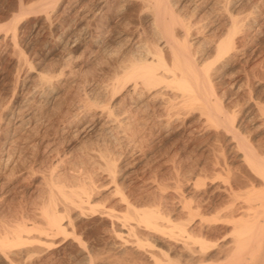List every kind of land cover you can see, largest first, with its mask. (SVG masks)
<instances>
[{
	"label": "rangeland",
	"instance_id": "rangeland-1",
	"mask_svg": "<svg viewBox=\"0 0 264 264\" xmlns=\"http://www.w3.org/2000/svg\"><path fill=\"white\" fill-rule=\"evenodd\" d=\"M38 1L40 0H0V238H2V232L9 229L10 226L16 228L25 223V227L29 226L30 231L33 228L30 234L35 236L37 231L35 233L34 231L37 229L34 227L41 228L42 225L41 230L44 226L46 228L47 222L43 223L42 221V219H45L44 222L46 221V213L43 215L45 208L48 209L46 212H55V214L64 212L59 215L63 218V222L60 220L61 218L58 220V215L56 217L61 223V229L66 228V230H63L65 233L59 231L58 235L57 233L51 234L55 236L51 240H49V234L46 235L43 232L45 229L42 232L38 231L42 234L41 236L40 233L37 234L38 237L40 236L39 238H33L30 237V234L27 235L25 232V235L21 232L22 236L39 239V242L46 237L44 239L46 241L43 240L44 244L40 245L39 243L37 246V242H34L36 240H33V245L36 246H29L32 240L26 238L28 245L21 236V240L28 247L24 246L30 251L24 249L23 243L20 245L18 241L20 246L18 245L19 248L16 250L19 252L15 250L16 243H14L16 245L12 246V243L10 245L14 247H11L13 251L7 245L8 243H6V247L5 244L0 245V264H150L152 263L150 254H157L153 248L152 239L159 235L155 234L154 230L152 233V229L144 227L146 224L137 220L140 217L132 209L133 207L145 208L146 206L148 209H158L157 212L161 214V216L159 215L161 218L167 213L165 217H169L167 219L172 222L185 223L184 220H188L187 216L185 217L187 209L183 206L188 204L189 208L195 210L197 205L201 204L198 208L202 209V212H199L203 214L201 215L204 219L211 221L216 215V218L222 215L223 210L218 209L220 213L218 215V211L215 209L222 208L224 205L226 207L229 203V196L226 194L229 192L230 185L232 190L236 187L238 189L242 185L243 188L235 189L236 194L238 191H240L238 194H246V191L248 192L249 188L253 186L254 193L258 189H262L263 180L262 183L256 182L262 178H259L258 174L252 173V168L250 169L249 165H246V161L244 166V159L243 161L240 159L238 154L242 151H237L240 150L235 144L237 140L230 138L231 134L228 129L219 121L218 123L213 122L215 127L213 125L214 128H212V123L208 121L209 118L200 104L182 107L189 108L190 110H187L191 111V114H188L186 109L185 113L183 111L182 117L185 114L189 115L184 116V121L180 113L182 108L177 110V114L179 111L180 115V117H178L179 115L176 117L177 119L174 118L177 114H174L173 118H171L172 114L169 117H161L164 114L154 109L155 114L160 115L158 121L161 120L157 122L156 119H153L154 123V121L146 122L144 114L142 116L140 113L135 112V114L132 109L127 107L129 101L123 90H117L116 93L108 92L109 95L111 94V98L105 97L108 96V93L100 100L97 97L94 99L96 95L92 96L93 92L100 91L109 84L113 77L112 73L119 68L116 57L106 56L108 50L117 46L113 36L118 33H126L139 37L143 35V38L147 35V38L150 37L147 21L149 15L152 14V11H148L152 10L151 0H145L149 6L145 1L140 2V0L139 2L138 0H130L131 2L129 0H49L43 5H38ZM144 2L148 9L142 6V3L145 5ZM228 2L226 3V0H171L169 4L171 3L170 6L179 4L174 5L173 8L178 6L177 15L181 14V19L185 16V19H182L184 23L186 20L190 23L189 19L195 22L199 20V16L201 17L197 21V26L198 28L202 27L204 32L199 28L198 34L192 37L194 40L204 38L210 40L215 27H219L217 28L220 29L218 33L225 32L224 29L226 30L228 22L224 10L227 8L229 14H234V18L238 21L241 20L240 18L244 19L249 13L248 11L252 14L246 16L249 20H242V22L244 21L243 28H240L242 31L240 30L241 33L239 31L240 34L237 33L238 36L234 37L236 51L235 54L233 53V57H230L229 66L221 69L223 71H218L216 77L214 76L217 79L213 78V93L217 96L216 99L222 111L225 110L228 117L235 116L231 119H234L235 127L239 126V128L236 127L239 138L253 150L252 152L264 157V115H260L264 113L262 111L264 110V0H228ZM219 3L224 5L225 9L221 8ZM98 5L102 6L98 7ZM50 12L51 14H49ZM210 14L217 16V23H213L214 25L207 23L206 16L208 18ZM19 16L22 18L18 21ZM44 18L47 20L50 18L48 23ZM43 19L44 21H42ZM38 25H42L41 28ZM211 26H213V30ZM209 29L212 31L209 32ZM74 35H76L75 38ZM101 35L103 36L101 37ZM96 36L101 39L99 42H96L98 39ZM89 44L91 45L89 46ZM112 67L117 69L114 70ZM44 81L51 82L49 85L53 92L52 99H44L42 96V91L45 90ZM38 87L42 90L40 91ZM101 100L105 102L103 101V103ZM197 105L200 112L195 111ZM105 106L110 108L112 106V113L117 114L115 120L120 122L119 125L116 121L113 128H121H117L116 131L113 128L111 131L102 130L103 132L99 133L94 129L96 122L93 121H95L98 111L105 109ZM193 107L195 112L192 110ZM257 107L260 108L261 113ZM126 108L129 109L126 111ZM124 114L127 116L124 117ZM92 115L93 120L91 119ZM166 118L169 122H166ZM154 125L158 126L155 128ZM126 127L127 129H125ZM232 140H234L233 143ZM232 144L236 150L233 149ZM110 162L115 166L109 164L112 166L109 167L107 163ZM246 166L248 167L246 168ZM113 167L114 169H112ZM111 169L115 172L112 173ZM249 169L251 173H248L250 175L248 177L246 173L250 172ZM106 171H110L112 174ZM225 172L227 174H224ZM243 174L245 175L243 176ZM251 174L253 175L251 176ZM226 176L231 177L226 178ZM239 181L242 183L240 184ZM248 181L251 182L250 187ZM253 181L256 184L260 183V188L258 184V186L255 183L252 184ZM245 183L249 187L246 191H244L246 186L243 185ZM58 191L63 192L60 194ZM117 191L122 197L116 194ZM62 194L68 196L67 198H72V204L82 202L87 195L88 199L90 198V203L84 206H81L82 203H78L77 207L80 206L82 210L80 208L79 210L76 208V210L74 209L76 204L69 206L68 203L72 200L69 198L70 202H67V198ZM76 195L83 198L82 201L76 200ZM118 196H120L119 199H117ZM123 197L125 198L123 199ZM120 199H123L124 204ZM86 200L83 202L86 203ZM64 201L67 202L69 209ZM126 203L132 206V210H130V206L126 207ZM220 204L223 206H219ZM54 205L55 207H53ZM154 206L159 208H153ZM181 207L185 210H181ZM77 212L81 216H77ZM163 212L166 213L162 215ZM126 216L127 218H125ZM112 217H115L114 220ZM116 219L122 221L119 220V222ZM123 219L131 224L132 228L125 230L130 225L125 226L127 223ZM17 221L23 223L18 224ZM140 221L142 220L140 219ZM210 223L209 227L212 224H214L213 227H217V230L212 231L211 238L213 239L210 238L211 241H215L217 237L219 238L229 231V225ZM122 224L125 227L121 226ZM6 225L9 228H6ZM134 225L138 227L135 228ZM30 226L34 227L30 228ZM221 227L222 229H220ZM13 228L9 230L13 231ZM130 229L131 232H129ZM216 231L218 232L216 233ZM215 233L217 237L213 235ZM8 236L9 238L6 237L11 241L10 234ZM12 236L14 237V235ZM13 239L15 240V238ZM47 241L50 243L47 244ZM163 242L167 246L175 248L173 243L166 240ZM166 245L162 246L166 247ZM4 247L9 250L6 251ZM150 251L152 252L148 254ZM20 253L22 254L20 255Z\"/></svg>",
	"mask_w": 264,
	"mask_h": 264
},
{
	"label": "bare ground",
	"instance_id": "bare-ground-1",
	"mask_svg": "<svg viewBox=\"0 0 264 264\" xmlns=\"http://www.w3.org/2000/svg\"><path fill=\"white\" fill-rule=\"evenodd\" d=\"M47 1L49 0H40L37 2L38 5H43L44 3H46ZM59 1V0H58ZM99 1V0H98ZM97 1V2H98ZM130 1V0H129ZM132 1V0H131ZM130 1V2H131ZM141 1H145V0H140ZM147 1V0H146ZM145 1V2H146ZM152 1V10H148V11H152L148 17V28H149V34H150V37H145L143 38L144 36L142 35L141 37L139 36H134V35H130V34H123V33H118L116 36H113L114 38V41H116V47L114 49H110V51L108 50V52L106 53L105 51V48H104V53H106L105 55L106 56H109L110 57H116L117 59V62H118V66L119 68L117 69L116 67H112L114 70L115 68L117 69L116 71H114L113 74V77L111 79V81L109 82L108 85H105L104 86V89L100 90V91H97V92H93L92 96H95L94 99L99 98L102 99V97H104L108 92H112V93H116L117 90H123L129 101V107L130 109H132L134 111V113H140L141 116L142 114L145 115V121L146 122H150V121H154L153 119H156L155 121L159 122L161 120L158 121L159 119V114H155V110L154 109H157L159 110L160 113L164 114L163 116L161 117H169L171 116V118H173L174 114H177V110H179V108L181 109L182 107L184 106H193L195 104H200L202 110L205 112L207 118H209V122L212 123V128L215 127V123L213 122H216L218 123L221 122L223 124L224 127H226L229 131V133L231 134L230 138L232 139H235L237 140V143L236 146H238L237 148L240 149V150H237V151H242V153L238 154L240 159H244L243 163L245 162L246 165H249V168L251 169L252 168V173L254 172V174H258L260 177L259 178H262L261 180L258 179L259 181H256V182H260L262 183L263 185H261V190L254 188L256 189L255 191L257 192H253V187H250V184L251 182L249 183V187H247L248 185L243 184L244 186H246V189H244V191L248 190L247 188H249L250 190L247 192L246 191V194H243V193H240L238 194V191L237 194L235 193L236 190H239V188H243L242 185L236 189L235 188L234 190H232L231 188V185L229 186V192L226 194L227 196H229V203L227 204V206L225 207H222V208H217L215 210L218 211V215H220L219 213V210H223V212L221 213L222 215L219 216L218 218L217 215L214 219H212L211 221H207L206 218L204 219L203 218V214L200 213L202 212V209L200 210L199 206L201 205H197V207L193 208V210L191 208H189L188 204H186L187 206H183V208H186L187 209V212L185 213V217L188 218L184 220L185 223H180L178 221H175V222H172L171 220L167 219L169 217H165L166 214L163 212L162 215L163 218H161V214H159L157 212L156 209H148L143 207H133L132 209L137 212L136 214L138 215V217H140V219L142 221H140V219L136 218L137 220H139V222L141 223H144L146 225H144V227L146 228H150V230L152 229V233H153V230L155 232V234L157 233L159 235V237H156L154 239H152V236H151V239L153 240V248L157 251V254H150L152 251L148 252V254L152 255V263L150 264H264V157H260L258 156L257 154H255L254 152H252L253 150L250 149V147H248L245 142L243 140H241L239 138V134L237 132V126L235 127L234 126V119H231V117H228L226 115V113L224 111H222V108L220 107L216 97L213 93V78L214 76L216 77V74L219 73L221 69L229 66V60H230V57H233V53L236 51V46H235V41H234V37L235 35L240 34L241 33V29L240 28H243L242 26L244 25V21L242 22V20L244 19H248L246 18V16H250V11H248L249 13L246 14V16L244 17V19L240 18L241 20L238 21L234 18V14L233 17L231 14H229V11H228V8L227 10L225 9L224 5H221L219 3V5H221L225 12V17L227 18V27L226 30L224 29L225 32L223 33H218V30L217 28L219 27H215V29L212 27V30L214 31L211 35V39L208 40H205L202 39V40H194V38H192L193 36L195 37V35L198 34V31H200V29L202 30V27L197 26L198 22L200 20V16H199V20L195 21V22H192V20L189 19V21H191L190 23L187 21H185V23L183 22V18L185 19V16L182 17V19L180 18V15L181 14H178L177 15V7L176 9L174 10L173 6L174 5H179V4H172L173 6H170V3L169 4V1L171 0H151ZM204 1V0H202ZM221 1V0H219ZM125 2V1H124ZM128 2V1H127ZM135 2V1H134ZM139 2V0H138ZM144 2V4H145ZM208 2V1H207ZM216 3V1H213ZM228 2V0H226V3ZM36 3V2H35ZM100 3V2H99ZM151 3V2H150ZM176 3V2H175ZM209 3V2H208ZM222 3H224L222 1ZM229 3V2H228ZM36 4V5H37ZM53 4V3H52ZM126 4V2H125ZM131 4V3H130ZM139 4V3H138ZM146 4L148 5V3L146 2ZM146 4L143 5L142 3V6L145 8L146 7ZM214 4V3H213ZM218 4V3H216ZM35 5V4H33ZM56 5V4H55ZM182 5V4H181ZM184 5V4H183ZM212 5V4H211ZM210 5V7H211ZM229 6V4H226V6ZM21 6V5H20ZM32 6V5H31ZM99 6H102V5H98ZM140 6V5H139ZM149 6V5H148ZM185 6V5H184ZM182 6V7H184ZM213 6V5H212ZM215 6V5H214ZM33 7V6H32ZM42 7V6H41ZM181 7V6H180ZM26 8V7H25ZM31 8V7H30ZM137 8V7H136ZM148 9V7H146ZM151 8V7H150ZM212 8V7H211ZM218 8V7H217ZM95 9V8H94ZM98 9V8H97ZM96 9V10H97ZM195 9V8H194ZM208 9V8H207ZM210 9V8H209ZM233 9V8H232ZM95 10V11H96ZM100 10V9H99ZM133 10V9H132ZM140 10V9H139ZM142 10V9H141ZM140 10V11H141ZM211 11H213L212 9H210ZM231 10V9H230ZM251 10V9H250ZM29 11V10H28ZM27 11V12H28ZM53 11V10H52ZM98 11V10H97ZM145 11V10H144ZM142 11V12H144ZM210 11V12H211ZM214 11H215V7H214ZM213 11V12H214ZM223 11V10H222ZM22 12V11H21ZM25 12V11H24ZM31 12H33L31 10ZM219 12V11H218ZM232 12V10H231ZM30 13V12H29ZM28 13V14H29ZM97 13V12H96ZM182 13V12H181ZM216 13V11H215ZM32 14V13H31ZM34 14V13H33ZM51 14V12L49 13ZM48 14V15H49ZM209 14V12H208ZM206 14V15H208ZM212 14V13H211ZM207 18L206 16V19H207V23H212V25H214L213 23H217V16L215 15H212ZM218 14V13H217ZM42 15V14H41ZM47 15V16H48ZM146 15V14H145ZM252 15V14H251ZM27 16V15H26ZM202 16V15H201ZM205 16V15H204ZM254 16V15H253ZM44 17V16H43ZM49 17V16H48ZM238 17V16H236ZM252 17V16H251ZM16 18V16H15ZM14 18V19H15ZM22 17L19 16V18L17 19L18 21L21 19ZM38 18V17H37ZM46 18V17H45ZM44 18V19H45ZM140 18V17H139ZM190 18V17H189ZM256 18V17H255ZM35 19V18H34ZM44 19L42 21H44ZM147 19V18H146ZM195 19V18H194ZM205 20V18H203ZM202 19V20H203ZM47 20V19H45ZM50 20V18L48 19ZM48 20H47V23H48ZM249 20V19H248ZM36 21V20H35ZM38 21V20H37ZM41 21V20H40ZM194 21V20H193ZM142 22V21H141ZM197 22V23H196ZM40 23V22H39ZM146 23V22H145ZM37 24V23H36ZM42 24V22H41ZM139 24V23H138ZM208 24V26H209ZM222 24H225V23H222ZM43 25H46V24H43ZM136 25V24H135ZM145 25V26H147ZM211 25V24H210ZM4 26V25H3ZM39 26V25H38ZM42 26V25H41ZM41 26H39V28H41ZM141 26V24H140ZM202 26V25H201ZM207 26V28H208ZM223 26H226V25H223ZM246 26V25H245ZM34 27V26H33ZM70 27V26H69ZM121 27V26H119ZM136 27V26H135ZM139 28V26H137ZM143 27V26H142ZM206 27V26H205ZM36 28V27H35ZM38 28V29H39ZM115 28V27H114ZM113 28V29H114ZM124 28V26H123ZM127 28V27H126ZM129 28V27H128ZM224 28V27H223ZM246 28V27H245ZM122 29V28H121ZM132 29V28H131ZM42 30V29H41ZM118 30V29H117ZM128 30V29H127ZM141 30V29H140ZM146 30V29H145ZM210 30V29H209ZM212 30H210L209 32H211ZM222 30V29H221ZM241 30V31H240ZM14 31H15V28H14ZM116 31V30H115ZM126 31V30H124ZM142 31H144L142 29ZM141 31V32H142ZM148 31V30H147ZM204 32V30H202ZM201 31V32H202ZM206 31V30H205ZM208 31V30H207ZM240 31V33H239ZM102 32V30H101ZM127 32V31H126ZM131 32V31H130ZM220 32V31H219ZM63 33V32H62ZM100 33V32H99ZM114 33V31H113ZM138 33V32H137ZM136 33V34H137ZM146 33V32H145ZM207 33V32H206ZM89 34V33H88ZM101 34V33H100ZM135 34V33H134ZM211 34V33H210ZM5 35V34H4ZM78 36L80 34H77ZM114 35V34H113ZM141 35V33H140ZM146 35V34H145ZM200 35V33H199ZM198 35V36H199ZM6 36V35H5ZM76 35H74V38H75ZM81 36V35H80ZM88 36V35H86ZM92 36V35H91ZM103 35H101L102 37ZM197 36V38H198ZM238 36V35H237ZM89 37V36H88ZM94 37V36H92ZM97 37V36H96ZM95 37V38H96ZM202 37V36H201ZM204 37V36H203ZM80 38V37H79ZM79 38H77V40H79ZM90 38V37H89ZM98 39H96V42H99L101 39L99 37H97ZM112 38V37H111ZM112 38V39H113ZM60 39V38H59ZM86 39V37H85ZM103 39V38H102ZM116 39V40H115ZM71 40V39H70ZM74 40V39H73ZM88 40V39H87ZM90 40V39H89ZM88 40V41H89ZM75 41V40H74ZM73 41V43H74ZM85 41V40H84ZM79 42V41H78ZM86 42V41H85ZM84 42V43H85ZM115 43V42H114ZM113 43V44H114ZM80 44V42H79ZM86 44V43H85ZM92 44V43H91ZM89 44V46L91 45ZM65 45V44H64ZM77 45V44H76ZM69 46V45H68ZM101 46V44H100ZM71 47V46H69ZM95 47V46H94ZM97 47V46H96ZM99 47V46H98ZM75 48V47H73ZM101 49V48H100ZM98 50V49H97ZM102 51V53H103ZM238 51V50H237ZM238 53V52H237ZM235 54V53H234ZM104 55V56H105ZM103 56V54H102ZM235 56V55H234ZM20 58V57H19ZM70 58V57H69ZM114 58V60H116ZM232 60V59H231ZM15 61V60H14ZM19 62V61H18ZM69 62V61H68ZM115 62V61H114ZM16 63V62H15ZM116 65V66H117ZM63 66V65H62ZM61 66V67H62ZM65 69V67H64ZM111 69V67H110ZM219 71V72H218ZM223 71V70H221ZM113 72V71H112ZM60 73V72H59ZM59 75V74H58ZM41 76V75H40ZM45 76V75H44ZM52 76V75H51ZM60 76V75H59ZM218 76V75H217ZM46 77V76H45ZM55 77V76H54ZM61 77V76H60ZM59 77V78H60ZM44 78V77H43ZM52 78V77H51ZM49 79V78H48ZM48 79L47 82H48ZM214 79H217V78H214ZM45 80V79H44ZM42 82V80H40ZM59 81V80H57ZM40 82V83H41ZM44 81V84L43 86L45 87V90L42 91V96L44 99H47V98H51L53 92L51 87H50V81L49 83H47ZM215 82V80H214ZM217 83V82H216ZM57 84V83H55ZM42 85V84H40ZM39 85V87H40ZM52 87H53V84H51ZM215 85V83H214ZM94 86V85H93ZM92 86V87H93ZM101 86V84H100ZM38 87V88H39ZM102 87V86H101ZM215 87V86H214ZM42 88V86H41ZM56 88V87H55ZM96 88V86H95ZM98 88V86H97ZM35 89V88H34ZM54 89V88H53ZM40 90V88H39ZM42 90V89H41ZM40 90V91H41ZM99 90V89H98ZM114 90V91H112ZM39 91V92H40ZM92 93V92H91ZM108 93V96H105V97H110ZM123 94V93H122ZM38 95V94H37ZM125 95V94H124ZM35 96V95H34ZM39 96V95H38ZM113 96V94H112ZM53 97V96H52ZM57 97V96H56ZM55 97V98H56ZM219 97V95H218ZM41 98V97H39ZM42 98V100H44ZM111 98V97H110ZM122 98V97H121ZM124 98V97H123ZM52 99V98H51ZM51 99H49L51 102ZM93 99V100H94ZM107 99V98H106ZM127 99H126V102H127ZM219 99V98H218ZM55 100V99H54ZM98 100V101H99ZM105 100V99H104ZM103 100V101H104ZM125 100V99H124ZM220 100V99H219ZM29 101V100H28ZM31 101V100H30ZM94 101H97V100H94ZM102 101V100H101ZM102 101V102H103ZM105 101H108V100H105ZM104 101V102H105ZM221 101V100H220ZM103 102V103H104ZM100 103V102H99ZM97 103V104H99ZM118 103V102H117ZM221 103V102H220ZM54 104V103H53ZM57 105V104H56ZM101 105V104H99ZM222 105V104H221ZM58 106V105H57ZM112 106H115V105H112ZM112 106L111 108L110 107H106L105 109L103 108L101 111L99 110L98 112V115L95 119V121H93L95 124V130L99 131V133L102 131V130H112L113 127H115V123L116 121L118 120H115L116 116L117 115L115 112V115L112 113ZM223 106V105H222ZM26 107V105H25ZM54 107V106H53ZM104 107V106H103ZM198 105L196 106V110L195 108L193 107V111L195 110L196 112H200L198 110ZM29 108V107H28ZM52 108V107H51ZM128 108V109H129ZM191 108V107H190ZM253 108V107H252ZM259 108V107H257ZM79 109V108H78ZM77 109V110H78ZM86 109V108H85ZM126 108V111L128 110ZM184 109V110H183ZM185 109L186 108H182L181 109V118L183 119L185 115H188L189 113L191 114V111L189 112V110H187L188 114H185L183 115L182 117V113L184 111L185 113ZM224 109V108H223ZM226 109V108H225ZM263 109V107H262ZM24 110V109H23ZM80 110V109H79ZM78 110V111H79ZM112 110V111H111ZM201 110V111H202ZM123 111V110H122ZM130 111V110H129ZM128 111V112H129ZM194 111V112H195ZM258 111H260L261 113V110L260 108L258 109ZM264 112V110H262ZM85 112V111H84ZM88 112V111H87ZM186 112V113H187ZM203 112V114H204ZM229 112V111H228ZM227 112V113H228ZM81 113V111H80ZM120 113V112H119ZM118 113V114H119ZM124 113V112H122ZM121 113V114H122ZM127 113V112H126ZM135 113V114H136ZM231 113V112H230ZM229 113V115H230ZM258 112V114H260ZM128 114V113H127ZM127 114H124V117L127 116ZM132 114V113H131ZM201 114V113H199ZM232 114V113H231ZM234 114V113H233ZM81 115V114H80ZM96 115V114H95ZM126 115V116H125ZM129 115V114H128ZM179 115V111H178V114L175 115L174 118H176L177 116ZM261 116L264 115V113L260 114ZM82 116V115H81ZM119 116H122L119 114ZM136 116V115H135ZM189 116V115H188ZM198 116V115H197ZM93 115L91 116V119H92ZM118 117V116H117ZM123 117V116H122ZM180 117V115L178 116ZM187 117V116H185ZM199 117H201L199 115ZM233 117L235 118V116L233 115ZM232 117V118H233ZM30 118V117H28ZM27 118V119H28ZM85 118V117H84ZM95 118V117H94ZM134 118V117H133ZM136 118V117H135ZM180 118V119H181ZM31 119V118H30ZM164 119V118H162ZM177 119V118H176ZM178 119V121L180 120ZM93 120V119H92ZM130 120V119H128ZM133 120V119H132ZM137 120L138 117H137ZM136 120V121H137ZM167 120V118H166ZM174 120V119H173ZM185 119H183L184 121ZM205 120H207L205 118ZM135 121V120H133ZM143 121V120H141ZM154 121V123H155ZM164 121V120H162ZM91 122V121H89ZM123 122V121H122ZM139 122V121H138ZM151 122V123H152ZM166 122H169L168 120ZM180 122V121H179ZM205 122V121H204ZM203 122V123H204ZM237 122V121H236ZM235 122V123H236ZM118 124L120 123L119 121L117 122ZM125 123V122H124ZM134 123V122H133ZM136 123V122H135ZM150 123V125H151ZM162 123V122H161ZM182 123V122H181ZM180 123V124H181ZM202 123V122H201ZM89 124V123H88ZM92 124V122H91ZM144 124V123H143ZM165 124V122H164ZM174 124V123H173ZM172 124V125H173ZM183 124V123H182ZM238 124V123H236ZM120 125V124H119ZM130 125V124H129ZM135 125V124H134ZM146 125V124H145ZM148 125V124H147ZM169 125V124H167ZM166 125V126H167ZM171 125V126H172ZM175 125H176V122H175ZM204 125V124H202ZM214 125V127H213ZM92 126V125H91ZM125 126V125H124ZM144 126V125H143ZM152 126V125H151ZM155 126V125H154ZM158 126V125H156ZM155 126V128H156ZM117 127V125H116ZM147 127V126H146ZM170 127V126H169ZM168 127V128H169ZM184 127V126H183ZM182 127V128H183ZM87 128V127H86ZM90 128V127H88ZM87 128V129H88ZM118 128V127H117ZM117 128H113L116 129ZM121 128V127H119ZM118 128V129H119ZM148 128V127H147ZM151 128V127H150ZM154 128V129H155ZM166 128V127H165ZM173 128V127H172ZM218 128V127H217ZM239 128V126H238ZM127 129V127L125 128ZM152 129V128H151ZM123 130V129H122ZM161 130V129H159ZM194 130V129H192ZM219 130V129H218ZM85 131V130H84ZM91 131V130H90ZM89 131V132H90ZM93 131V129H92ZM105 131V132H106ZM170 130L168 129V132ZM173 131V130H172ZM222 131V130H221ZM224 131V130H223ZM103 132V131H102ZM118 132V131H117ZM240 132V130H239ZM98 133V132H97ZM110 133V132H108ZM159 133V132H158ZM223 133V132H222ZM102 134V133H101ZM105 134V133H104ZM102 134V135H104ZM111 134V133H110ZM162 134V133H161ZM241 134V133H240ZM114 135V133H113ZM117 135V134H116ZM164 135V134H163ZM168 135V134H166ZM213 135V134H212ZM108 136V135H107ZM110 136V135H109ZM229 136V135H228ZM242 136V135H241ZM240 136V137H241ZM115 137V136H114ZM112 137V138H114ZM164 137V136H163ZM216 137V136H215ZM111 138V137H110ZM229 138V139H230ZM116 139V137H115ZM227 139V138H226ZM234 140H232V143H233ZM231 145V144H230ZM233 145V144H232ZM252 146V145H251ZM232 147V146H231ZM253 147V146H252ZM233 149L236 150V148H234V145H233ZM230 151V150H229ZM263 152V151H261ZM234 154V153H233ZM260 154V153H259ZM236 155V153H235ZM238 155L236 156V158L238 157ZM264 156V155H263ZM231 157V156H230ZM234 157V156H233ZM131 158H132V155H131ZM129 158V159H131ZM232 158V157H231ZM235 158V159H236ZM128 159V158H127ZM128 159V160H129ZM239 159V158H238ZM237 161V160H236ZM109 162V160H108ZM112 162V161H111ZM107 163L108 166L109 164L111 165H114V163ZM132 162V161H131ZM135 162V161H134ZM225 162V161H224ZM223 162V163H224ZM230 162V161H229ZM133 163V162H132ZM218 163V162H216ZM226 163V162H225ZM245 163H244V166H245ZM248 163V164H247ZM127 164V163H126ZM125 164V166H126ZM128 165V164H127ZM218 165V164H216ZM227 165V164H225ZM232 165V164H231ZM134 166V165H132ZM223 166V165H222ZM109 167H112V166H109ZM108 167V168H109ZM131 167V166H130ZM231 167V166H229ZM248 166H246L247 168ZM106 168V169H108ZM127 168V166H126ZM104 169V170H106ZM114 169V167L112 168ZM111 169V170H112ZM227 169V168H226ZM231 169V168H230ZM249 169L250 172L247 171L246 173V176L248 175V173H251V170ZM134 170V169H133ZM114 173L115 171L112 170ZM226 171V170H224ZM243 171V170H242ZM241 171V172H242ZM246 171V170H245ZM107 172V171H106ZM110 172V171H109ZM107 172V173H109ZM244 172V171H243ZM256 172V173H255ZM111 173V172H110ZM111 173V174H112ZM110 174V175H111ZM224 174H227L226 172ZM231 174H233L231 172ZM230 175V174H229ZM245 174H243L244 176ZM253 174H251L252 176ZM250 175H248L249 177ZM228 177H231V176H228ZM226 176V178H228ZM256 177V176H254ZM234 178V177H233ZM241 178V177H240ZM247 178V177H245ZM112 179V178H111ZM232 179V178H231ZM236 179V178H235ZM234 179V180H235ZM252 179V178H250ZM113 180V179H112ZM244 180V179H243ZM263 180V181H262ZM233 181V180H232ZM262 181V182H261ZM230 182V181H229ZM234 182V181H233ZM240 182V181H239ZM231 183V182H230ZM242 182H240L241 184ZM255 181L252 182V184H254ZM234 184V183H233ZM239 184V185H240ZM258 184V183H257ZM255 183V185H257ZM258 184V185H259ZM238 185V184H237ZM257 185V186H258ZM260 185L258 186L260 188ZM236 186V185H234ZM256 186V187H257ZM263 186V187H262ZM117 187V186H116ZM257 187V188H258ZM118 188V187H117ZM121 190V189H119ZM222 190V189H221ZM225 190V189H224ZM228 191V190H227ZM225 191V192H227ZM60 194L61 192L63 191H58ZM84 192V191H83ZM82 192V193H83ZM115 192V191H114ZM208 192V191H207ZM206 192V193H207ZM120 193V192H119ZM118 191L116 194H119ZM208 194V193H207ZM229 194V195H228ZM63 195V194H62ZM85 196V194H83ZM121 195V194H119ZM209 195V194H208ZM64 197H66L65 195H63ZM125 196V195H124ZM225 196V195H224ZM52 197V196H51ZM50 197V198H51ZM68 197V196H67ZM66 197V198H67ZM83 197V196H81ZM87 195L84 197L85 199L83 201H85L86 199V203H84L82 201L83 198H80V196L78 197L76 195V200L80 199V201L82 202H78V203H84L83 205L81 204V206H84L85 204L88 205L90 202V198L88 199ZM120 196H118L117 199H119ZM122 197V195H121ZM70 198V197H69ZM69 198H67V202H70V200H72V198H70V200H68ZM75 198V197H74ZM125 197H123L124 199ZM127 198V197H126ZM179 198V197H178ZM204 198V197H203ZM225 198V197H224ZM228 198V197H227ZM226 198V200H227ZM123 199H120V201L122 202ZM181 199V198H180ZM219 199V198H218ZM221 199V198H220ZM64 200V199H63ZM74 200V201H76ZM204 200V199H203ZM202 200V201H203ZM117 201V200H116ZM67 202L64 201V203H66V206L67 208L69 206H75L74 209L80 208L81 207H77V204L78 203H73V200L72 202L68 203L69 206L67 205ZM119 202V201H118ZM126 202V201H125ZM199 202V201H198ZM197 202V203H198ZM212 202V201H211ZM218 202V201H217ZM54 203V202H53ZM88 203V204H87ZM120 203V202H119ZM124 204V202H122ZM121 203V204H122ZM130 203V202H128ZM128 203H126V207L129 208L130 205H128ZM205 203V202H204ZM207 203V202H206ZM219 203V202H218ZM133 204V202H132ZM199 204V203H198ZM209 204V203H207ZM50 205V204H49ZM145 205V204H144ZM184 205V203H183ZM212 205V204H211ZM223 205H219V206H223ZM65 206V207H66ZM138 206V205H137ZM141 206V205H140ZM143 206V205H142ZM156 206V205H155ZM153 207V208H157V207ZM207 206V205H206ZM55 207V205L53 206ZM64 207V209H66ZM132 206H130V210ZM199 207V208H198ZM209 208V206H207ZM213 208V205L211 206ZM73 208V207H72ZM159 208V207H158ZM198 208V210H196ZM203 208V206H202ZM211 208V209H212ZM46 209L43 211V215L46 213L45 217H46V221L44 222L45 219H42L43 223H46V228L44 226L43 229H45L43 232L48 235L50 237L49 240H51V238L54 239V235L57 233L60 234L59 231H61L62 233H65L63 230H66V228L63 230L61 229V223L58 221L61 217L59 216L60 214H63L64 212L62 213H59V214H55V212H46ZM63 209V208H62ZM69 209V208H68ZM125 209V207H124ZM127 209V208H126ZM206 209V208H204ZM219 209V210H218ZM48 210V209H47ZM54 210H56L54 208ZM60 210V209H58ZM71 210V209H70ZM77 210V209H76ZM129 210V209H128ZM180 210V209H179ZM181 210H185V209H182L181 207ZM213 210V209H212ZM127 211V210H125ZM124 211V212H125ZM133 211V212H134ZM159 211V210H158ZM200 211V212H199ZM57 212V210H56ZM83 212V211H82ZM129 212V211H128ZM161 212V211H160ZM175 212V211H174ZM184 212V211H182ZM181 212V213H182ZM211 212V211H210ZM209 212V214H210ZM213 212V211H212ZM216 212V211H215ZM103 213V212H102ZM108 213V212H106ZM132 213V212H131ZM162 213V212H161ZM214 213V212H213ZM74 214V213H73ZM77 216H81V214H78V212L76 213ZM105 214V213H104ZM109 214V213H108ZM134 214V213H133ZM171 214V213H170ZM180 214V213H179ZM202 214V215H201ZM216 214V213H215ZM56 215H58L57 217L58 220H57V217ZM110 215H113V214H110ZM160 215V216H159ZM69 216V215H68ZM107 216V215H106ZM125 216V215H124ZM124 216H122L124 218ZM172 216V215H171ZM176 216V215H175ZM43 217V216H42ZM73 217V216H72ZM76 217V216H74ZM121 217V216H120ZM165 217V219H164ZM77 218V217H76ZM113 218V217H112ZM115 218V217H114ZM113 218V220H114ZM117 218V217H116ZM119 218V216H118ZM127 218V216L125 217ZM130 218V217H128ZM183 218V217H182ZM182 218H180L182 220ZM63 218H61L60 220L63 222L62 220ZM164 219V220H163ZM179 219V220H180ZM117 221L121 220V219H116ZM124 220V219H123ZM129 220V219H128ZM127 220V221H128ZM122 221V220H121ZM19 222V221H17ZM120 222V221H119ZM125 222V220H124ZM130 222V221H129ZM222 223V225L226 224V225H229V231H226L224 235L220 236L219 238L217 237V232L213 235H216V237L218 238V240H220V242H217V238L215 239V241H211V235H212V231L214 229L217 230V227H213L212 224L211 227H209V223ZM16 223V222H15ZM23 222H19L18 224H22ZM25 223V222H24ZM123 223V222H122ZM127 223V225L125 226H128V222H125ZM210 223V224H211ZM4 224V222H3ZM26 224V223H25ZM25 224H23L22 226H17V223H16V228L13 226H7L6 225V228L8 227L9 229L12 230V228L14 229L13 231H10L9 229L8 232L7 230L5 231L4 229V232H2V238H0V245H4L5 244V247H6V243H8L7 245L10 247V249L14 248L12 247L13 245H16L17 246L15 247V250L16 248L18 249L19 246L22 244V247L26 244H28V239L29 240H32L30 242L31 245L29 246H32L33 245V240H36L33 239L34 237H38V233L42 232L41 228H42V225L40 226L41 228H37L34 227V226H30V228L34 227L35 230L34 233L37 231V236H33L31 235L30 233L33 231V228L31 229L32 231H30L28 228L29 226H27L28 228L25 227ZM42 224V223H41ZM124 224V223H123ZM121 225L123 227H125L124 225ZM10 225V224H9ZM13 225V223H12ZM33 225V224H32ZM117 225V224H116ZM130 226L129 227H126L125 230H129V228L131 226V224H129ZM225 225V226H226ZM135 228L138 227L136 225H134ZM219 226V225H218ZM221 226V225H220ZM219 226V227H220ZM12 227V228H11ZM120 227V225H119ZM223 227V226H222ZM222 227L220 229H222ZM3 228V226H2ZM224 228V227H223ZM123 229V228H121ZM134 229V228H133ZM132 229V230H133ZM2 230V231H3ZM40 230V232H38ZM118 230V229H117ZM146 230V229H145ZM149 230V229H148ZM225 230V229H224ZM223 230V231H224ZM222 231V232H223ZM24 234L25 232L27 233V235L30 234V237L32 236L33 238L30 239V237H27L25 235H21L22 233ZM29 232V233H28ZM131 232V229L130 231ZM134 232V231H133ZM33 233V234H34ZM55 233V234H54ZM128 233V231H127ZM214 233V232H213ZM221 233V231H220ZM8 234H10L11 236V241L8 239L9 236ZM51 234H54V235H51ZM155 234H152L153 236ZM14 235V237L12 236ZM42 234L40 233V236ZM127 236V234H125ZM151 235V233H150ZM4 236V237H3ZM8 238H7V237ZM23 237V239H25L26 241V244H24V241L21 240V238ZM25 236V238H24ZM39 236V237H40ZM38 237V238H39ZM122 237V236H121ZM15 238V240L13 239ZM27 238V240H26ZM42 238V237H41ZM211 238V239H210ZM46 239V237H44L40 242H39V239L34 241V242H37V246L39 245H42L44 244V240ZM149 239V240H151ZM9 240V241H8ZM21 240V242H20ZM44 240V241H43ZM48 240V238H47ZM151 240V241H152ZM164 240L168 241V242H171L175 245V248H172L171 246H167L165 242H163ZM8 241V242H7ZM19 241V244L17 243ZM23 241V242H22ZM43 241V242H42ZM151 241H150V244H151ZM10 242V243H9ZM48 242V241H47ZM52 242V241H51ZM167 242V244H168ZM12 243V246H10ZM16 243V244H14ZM42 243V244H41ZM50 242H48L47 244H49ZM163 243V244H161ZM165 243V244H164ZM172 244V245H173ZM19 245V246H18ZM36 245H33V246H36ZM162 245H166L165 246H162ZM7 246V248H8ZM2 247V246H1ZM4 247V249L7 251L9 249H6ZM12 247V248H11ZM26 247H28L26 245ZM25 246L23 247L24 249L26 248ZM174 247V246H173ZM3 248V247H2ZM32 248V247H31ZM36 248V247H35ZM152 248V249H153ZM27 249V248H26ZM30 249V248H29ZM153 249V250H154ZM1 250V249H0ZM20 250V249H19ZM28 250V249H27ZM13 251V249H12ZM17 251V250H16ZM21 251V250H20ZM25 251V250H24ZM30 251V250H28ZM19 252V251H17ZM11 253V251H10ZM9 253V256H11V254ZM24 253V252H22ZM20 253V255L22 254ZM83 253V252H82ZM14 254V252H13ZM12 254V255H13ZM16 254H19V253H16ZM27 254V252H26ZM4 255V253H3ZM143 255V254H142ZM6 256V255H4ZM81 256H84V255H81ZM147 256V255H146ZM8 257V256H7ZM87 257V256H86ZM142 257V256H141ZM3 258V257H2ZM83 258V257H82ZM85 258V257H84ZM144 258V257H143ZM5 259V258H4ZM10 259V258H9ZM87 259V258H85ZM151 259V258H150ZM6 260V259H5ZM84 260V259H83ZM82 261V260H81ZM151 261V260H150ZM149 261V262H150ZM87 262V260H86ZM148 263V262H147ZM86 264V263H85ZM89 264V263H88Z\"/></svg>",
	"mask_w": 264,
	"mask_h": 264
}]
</instances>
